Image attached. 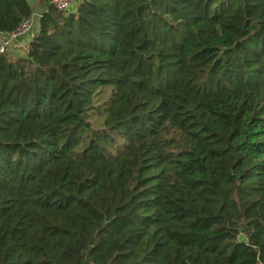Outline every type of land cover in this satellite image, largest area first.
I'll return each mask as SVG.
<instances>
[{"label":"trees","instance_id":"16d2710c","mask_svg":"<svg viewBox=\"0 0 264 264\" xmlns=\"http://www.w3.org/2000/svg\"><path fill=\"white\" fill-rule=\"evenodd\" d=\"M0 54V264H264V0H50ZM33 16L0 0V31Z\"/></svg>","mask_w":264,"mask_h":264},{"label":"built area","instance_id":"2783aa9c","mask_svg":"<svg viewBox=\"0 0 264 264\" xmlns=\"http://www.w3.org/2000/svg\"><path fill=\"white\" fill-rule=\"evenodd\" d=\"M80 1L82 0H50V4L60 11L68 12ZM35 26V19L32 16L21 21L11 31H0V54H27L34 37Z\"/></svg>","mask_w":264,"mask_h":264},{"label":"rangeland","instance_id":"374dc122","mask_svg":"<svg viewBox=\"0 0 264 264\" xmlns=\"http://www.w3.org/2000/svg\"><path fill=\"white\" fill-rule=\"evenodd\" d=\"M30 5H31V7L33 9V18L35 19V23H36L34 33L35 32L38 33V30H39L38 21H39L40 14H41L42 10L47 9L48 4L39 5L38 2H36L34 0H30Z\"/></svg>","mask_w":264,"mask_h":264},{"label":"crops","instance_id":"0c3cea01","mask_svg":"<svg viewBox=\"0 0 264 264\" xmlns=\"http://www.w3.org/2000/svg\"><path fill=\"white\" fill-rule=\"evenodd\" d=\"M42 11H44V10H42ZM36 34H37V32L34 33V36H35Z\"/></svg>","mask_w":264,"mask_h":264}]
</instances>
